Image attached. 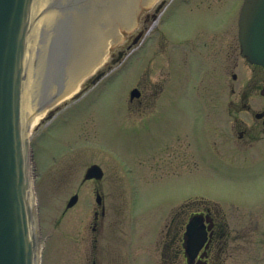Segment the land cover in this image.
Returning a JSON list of instances; mask_svg holds the SVG:
<instances>
[{"label":"rangeland","instance_id":"obj_1","mask_svg":"<svg viewBox=\"0 0 264 264\" xmlns=\"http://www.w3.org/2000/svg\"><path fill=\"white\" fill-rule=\"evenodd\" d=\"M242 2H140L135 25L122 29L106 60L83 79L80 97L63 99L50 120L46 117L32 129L31 172L42 222L41 264H92L89 237L98 207L95 188L106 197L108 208L104 237L98 250L93 249L96 264H164L161 251L167 226L191 197L201 196L228 208L237 200L240 208L246 207V196L236 190L247 192V181L253 182L248 176L251 166L245 158L237 162L230 151L218 153L214 147L219 133L222 136L230 128L226 103L231 98L232 74L241 70L244 80L247 77L238 26L235 31L227 29V39L234 36L233 57L226 51L219 57L206 53L204 57L202 46L197 45L215 32L222 34L230 21L237 22ZM140 32H144L143 43L137 47L132 44ZM121 51L124 56L118 59ZM231 61H237L238 67ZM100 71L105 72L103 79L89 81ZM134 87L154 103L147 126L146 118L129 110ZM178 136L188 145L185 165L171 160L170 145ZM93 163L103 166L104 178L86 181L84 173ZM75 193L80 194L78 203L67 208ZM118 247L122 257L117 262ZM174 264H181L180 256Z\"/></svg>","mask_w":264,"mask_h":264},{"label":"flooded vegetation","instance_id":"obj_2","mask_svg":"<svg viewBox=\"0 0 264 264\" xmlns=\"http://www.w3.org/2000/svg\"><path fill=\"white\" fill-rule=\"evenodd\" d=\"M236 24L237 22L232 20L225 25L222 34L215 32L211 37L197 41V45L202 46L200 53L204 57L205 53L219 57L221 51H226L228 53L226 55L233 57V53L236 52V46L232 42L234 36L230 34L227 39V29L235 31ZM219 35L226 36V39L223 41L218 37ZM227 40L229 42L225 43ZM243 59L248 66L247 77L244 80V73L241 70L240 74L236 72L232 74L234 81L230 85L231 98L226 103L230 128L222 136L219 133V141L214 140V147L218 153L221 149L230 151L231 157L237 159V162L245 158L247 165L251 166L247 168L248 176L252 177L253 182L247 181V192L242 194L239 189L236 190L238 195L246 196V207L240 208L237 200L228 208L201 196L187 199L167 226L161 251L164 264H174L179 256L181 264H264V67L253 64L244 57ZM231 64L234 68L238 67L237 61H231ZM153 105L148 97L142 96V92L139 97L129 100V110H136L140 116L146 118L147 120L143 122L146 126L153 113L151 111ZM186 143L184 138L178 136L176 142L170 145L173 164L179 162L187 164L189 152ZM246 156H251L253 160L249 162ZM254 164L256 167L252 168ZM101 167L104 171L103 166ZM102 179L93 178L86 181L94 182ZM238 181L239 177L236 173L234 183ZM236 188H238L237 184ZM94 191L96 197L99 194L100 200H96L98 207L93 211V234L89 237L92 244V250L89 252L92 264L97 263L94 258L97 252L93 249L98 250L99 241L104 237L102 227L108 210L104 194L97 188ZM195 216L200 218L199 226L206 232L205 240L200 243L198 251L192 257L188 229ZM116 243L118 245L121 243L119 235ZM174 249H176L175 254ZM118 253L117 262L122 257L119 247Z\"/></svg>","mask_w":264,"mask_h":264},{"label":"water","instance_id":"obj_3","mask_svg":"<svg viewBox=\"0 0 264 264\" xmlns=\"http://www.w3.org/2000/svg\"><path fill=\"white\" fill-rule=\"evenodd\" d=\"M34 3L35 0H0V264L40 262L39 215L30 198L32 154L22 116L24 58ZM239 26L242 55L264 66V0H245ZM142 34L140 32L133 43ZM122 54L120 52L119 57ZM100 76L101 73L93 81ZM139 95L138 88L131 91L132 98ZM102 176L101 167L92 164L85 179ZM77 200L78 195L74 194L67 208ZM199 223L200 218L195 216L188 229L192 257L205 240L206 231Z\"/></svg>","mask_w":264,"mask_h":264},{"label":"bare ground","instance_id":"obj_4","mask_svg":"<svg viewBox=\"0 0 264 264\" xmlns=\"http://www.w3.org/2000/svg\"><path fill=\"white\" fill-rule=\"evenodd\" d=\"M154 0H35L29 27L23 78L25 132L49 109L77 92L83 79L108 55L111 43L132 29L139 4ZM33 183L32 172L29 170ZM32 205L36 198L31 188Z\"/></svg>","mask_w":264,"mask_h":264}]
</instances>
